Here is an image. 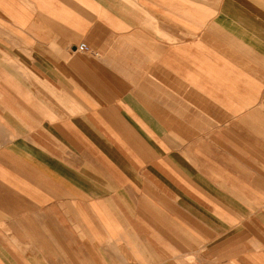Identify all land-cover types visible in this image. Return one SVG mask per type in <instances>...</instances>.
Listing matches in <instances>:
<instances>
[{
  "label": "crops",
  "instance_id": "crops-1",
  "mask_svg": "<svg viewBox=\"0 0 264 264\" xmlns=\"http://www.w3.org/2000/svg\"><path fill=\"white\" fill-rule=\"evenodd\" d=\"M96 3L0 0V264H264V0H135L157 32L204 30L170 61ZM166 71L209 100L187 137Z\"/></svg>",
  "mask_w": 264,
  "mask_h": 264
},
{
  "label": "rangeland",
  "instance_id": "rangeland-1",
  "mask_svg": "<svg viewBox=\"0 0 264 264\" xmlns=\"http://www.w3.org/2000/svg\"><path fill=\"white\" fill-rule=\"evenodd\" d=\"M100 2V4L108 5L111 10L115 13V11L119 12L118 14L121 16L122 20L125 19L127 22H136V20L139 17H143V21H148V27H149V33L155 37H159L164 39L165 41V51H166V61H170L172 58V55L174 54H181V55H188L190 53H194L196 51L198 54H204L206 52L204 46L197 47L195 45V40L197 37H204L205 33L204 30L198 31L195 33L194 31L189 30H182L180 32H175L172 29H166L164 32L160 31L157 32L155 30V19L149 14L147 15L139 5L135 3V0H85V6L90 7L92 9L93 6L97 5L96 2ZM97 7V6H96ZM101 15L104 16L108 22H118L119 20L116 19L115 16L117 15H111L104 11V9H101ZM7 17V16H6ZM7 19V18H6ZM236 25V24H235ZM10 26L8 22L6 21L5 27ZM14 33H11L13 36L10 37V39L17 44H19L22 49L25 51L29 48L30 40L28 37H22L17 36L19 34L17 31H12ZM16 33V34H15ZM175 35V37H174ZM218 36V35H217ZM214 35V37H217ZM21 37V39H19ZM219 37V36H218ZM209 51L213 54L218 52V47L209 46L207 47V52ZM171 57V58H170ZM168 64V65H167ZM171 62H166L167 67L171 68ZM182 65H188L187 61H183ZM171 71H166V120L169 123H172L174 119L180 117L182 119V125L180 127L175 126L177 131H180L181 137H187L188 135V126L183 125V121H188V118L192 116L191 114L193 111L188 109V103H194L198 106L203 107L204 105L208 106L209 100L206 98V93L201 92L200 90L193 88V85L191 83V79L188 77H182L181 79H173L171 74ZM198 80V79H197ZM200 80V79H199ZM240 80L246 81V83L252 84V79H237V78H228V86L235 88L237 82L240 84ZM201 81V80H200ZM218 86V83H215ZM199 87V86H198ZM203 88V85L200 86ZM240 96V95H239ZM229 104L236 102L237 95L235 93L229 94ZM197 113V119H201L202 121L204 118H210V116L213 117H222V118H228L231 116L238 117L240 116V111L237 110H221V109H207V110H201L197 109L195 110ZM206 113V115L204 114ZM212 113V115H211ZM184 119V120H183ZM204 123V122H201ZM166 128L173 129V126H166ZM204 128L205 125L202 124V126H198L197 129L198 132V138L202 137L204 134ZM214 129H218L219 127H213ZM172 131V130H171ZM170 131V133H171ZM203 139V138H201ZM203 141V140H202ZM183 143H181L182 145ZM187 144L184 146L182 145V148H186V152L188 153L189 150L187 148ZM136 257L138 258L139 255L133 254L134 264H136Z\"/></svg>",
  "mask_w": 264,
  "mask_h": 264
},
{
  "label": "built area",
  "instance_id": "built-area-1",
  "mask_svg": "<svg viewBox=\"0 0 264 264\" xmlns=\"http://www.w3.org/2000/svg\"><path fill=\"white\" fill-rule=\"evenodd\" d=\"M78 50L80 51H85L88 49V46L86 45V43L84 42H80L77 47H76Z\"/></svg>",
  "mask_w": 264,
  "mask_h": 264
},
{
  "label": "bare ground",
  "instance_id": "bare-ground-1",
  "mask_svg": "<svg viewBox=\"0 0 264 264\" xmlns=\"http://www.w3.org/2000/svg\"><path fill=\"white\" fill-rule=\"evenodd\" d=\"M77 47V46H76ZM80 51V50H79Z\"/></svg>",
  "mask_w": 264,
  "mask_h": 264
}]
</instances>
